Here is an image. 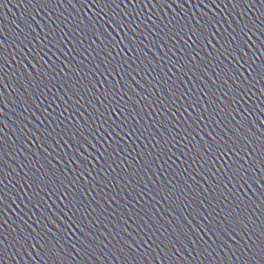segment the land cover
Listing matches in <instances>:
<instances>
[{
    "label": "snow or ice",
    "instance_id": "snow-or-ice-1",
    "mask_svg": "<svg viewBox=\"0 0 264 264\" xmlns=\"http://www.w3.org/2000/svg\"><path fill=\"white\" fill-rule=\"evenodd\" d=\"M21 6L0 26V264H264V0Z\"/></svg>",
    "mask_w": 264,
    "mask_h": 264
},
{
    "label": "water",
    "instance_id": "water-1",
    "mask_svg": "<svg viewBox=\"0 0 264 264\" xmlns=\"http://www.w3.org/2000/svg\"><path fill=\"white\" fill-rule=\"evenodd\" d=\"M109 14H111V13H109ZM153 51H155V49H153ZM261 51H264V50H261ZM122 55H124V53H122ZM259 63H260V61L258 60V61H257V64H259ZM254 91L257 93V96H256V97H253V98L249 101V105H254V104L259 103V99H258V97H259V93H260L261 91H264V88L261 87V84H257V85H256V88L254 89ZM246 99H247V98H246ZM174 151L177 152V155H179V150H178V149H174ZM170 154H171V153H170ZM183 167H184V166L181 165V169H182Z\"/></svg>",
    "mask_w": 264,
    "mask_h": 264
}]
</instances>
